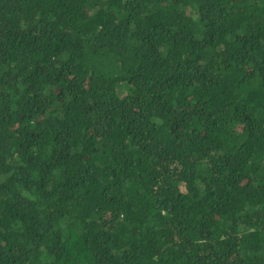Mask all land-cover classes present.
<instances>
[{
	"label": "trees",
	"instance_id": "16d2710c",
	"mask_svg": "<svg viewBox=\"0 0 264 264\" xmlns=\"http://www.w3.org/2000/svg\"><path fill=\"white\" fill-rule=\"evenodd\" d=\"M0 264H264V0H0Z\"/></svg>",
	"mask_w": 264,
	"mask_h": 264
}]
</instances>
